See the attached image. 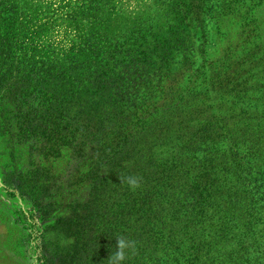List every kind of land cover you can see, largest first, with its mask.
Here are the masks:
<instances>
[{
  "label": "rangeland",
  "instance_id": "1",
  "mask_svg": "<svg viewBox=\"0 0 264 264\" xmlns=\"http://www.w3.org/2000/svg\"><path fill=\"white\" fill-rule=\"evenodd\" d=\"M88 125L127 126L125 168L176 187L130 215L122 262L264 264V0H0V264H92L107 241L85 220ZM188 185L204 203L177 222Z\"/></svg>",
  "mask_w": 264,
  "mask_h": 264
},
{
  "label": "trees",
  "instance_id": "2",
  "mask_svg": "<svg viewBox=\"0 0 264 264\" xmlns=\"http://www.w3.org/2000/svg\"><path fill=\"white\" fill-rule=\"evenodd\" d=\"M76 62L77 61L71 60V63ZM82 68L83 65L77 62L75 66L72 65L71 69L80 71V69ZM36 69L37 68L35 66L30 69H27L26 67L22 70V77H32V75H37L36 73H38V71H42L40 69H37L38 71L36 72ZM100 74L101 73L99 71H96V69H94L93 72H89V76H93L96 82H98L97 78H101ZM82 75L84 76L85 74L80 71L79 76ZM86 80L87 79H85L84 81ZM132 96L133 95L128 96L130 97L128 101H134L131 99ZM134 98H136L135 95L133 99ZM204 130V128L201 130L202 135L200 136L205 135ZM76 131H78V129H76ZM98 132L99 131H97L96 133ZM96 133L92 131V128H90L89 125L81 130V135H84L85 138V141L82 142V146H90L88 159H91L94 163V167L88 175L89 179L94 183V188H91V191L88 194V198L86 199L87 203L85 204V209L88 211V215L86 216L85 220L88 222V227L98 226V229H104L108 227L109 229L111 228V230H109L107 241L100 243L99 245L96 243V238L90 236L87 242L88 247H86L85 245V249L83 250V252L85 254V262H87L88 260L92 264H107L109 263L108 258L117 251V238H123L124 236L122 229L129 228L126 225L129 221H131L130 215H136L140 218L144 217L147 214L144 206L147 202H149L148 200H159L163 202L162 199H166L168 193H162L163 191H161L162 189L160 188L166 186L174 189L176 187H174V183L173 181H171V178H165V171L161 172L162 176H156V173L147 172L150 167H153V165L149 161L147 163V166L142 164L144 166L140 167V163L135 161L134 167L129 169L125 168L124 164L128 163V160L134 154L139 155L141 152L139 149L135 153L134 147L138 148L140 145V141L136 137L132 136L131 133H129L127 126H121L119 134H115L112 138L104 137V141L102 140V138L97 137ZM194 138L197 137H195L194 135ZM73 139H77L74 132ZM101 154L105 156L102 157ZM102 167L106 168L104 172L101 171ZM133 174L142 177L140 187L136 191L129 190L128 186L126 184H123L120 180V177L122 176L126 177ZM174 181H176L175 177ZM113 183L114 186H111V184ZM256 187L259 189L258 186ZM186 192L187 195H185L178 203H175V205H178L180 207V209L177 213H175L174 216V220L177 222H179L180 220L179 213L189 214V210L197 212L201 205L204 203L203 197L201 195L203 194L201 191V185H188V190ZM100 210L101 213L99 212ZM98 213L103 220L107 219V221H105L104 223L100 222L98 223V225H96L97 219L99 217ZM186 229L187 225L182 227V230ZM87 230L93 232L92 228H87ZM192 243L194 244L193 238L184 240V245H188L186 246V251H194L195 247L192 245ZM97 245L99 246V249L95 251L97 252V254L93 252V254H95V257H93V255L91 256V250L93 248L91 246ZM132 248L133 247L125 250L126 256H129L128 253L131 252L127 251L132 250ZM135 248H137L136 250H139L138 247ZM134 258L136 259L137 257H135L134 255ZM196 259L197 258H195V260ZM82 260L83 259L81 258V262H83ZM191 262L193 263V261H189V259H184L183 261L184 264H191ZM120 264L125 263L120 262Z\"/></svg>",
  "mask_w": 264,
  "mask_h": 264
},
{
  "label": "clouds",
  "instance_id": "3",
  "mask_svg": "<svg viewBox=\"0 0 264 264\" xmlns=\"http://www.w3.org/2000/svg\"><path fill=\"white\" fill-rule=\"evenodd\" d=\"M120 180L123 184H126L131 191H136L141 184L142 177L137 175H128L126 177H120ZM135 242H128L124 238H117L116 245L117 251L109 257V264H120L123 260H125V250L129 248L130 244H134Z\"/></svg>",
  "mask_w": 264,
  "mask_h": 264
}]
</instances>
